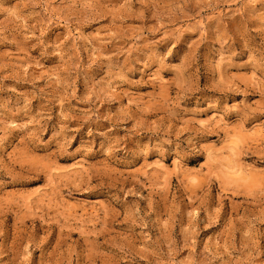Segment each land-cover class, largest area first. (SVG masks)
<instances>
[{"label":"rangeland","instance_id":"374dc122","mask_svg":"<svg viewBox=\"0 0 264 264\" xmlns=\"http://www.w3.org/2000/svg\"><path fill=\"white\" fill-rule=\"evenodd\" d=\"M0 264H264V0H0Z\"/></svg>","mask_w":264,"mask_h":264}]
</instances>
